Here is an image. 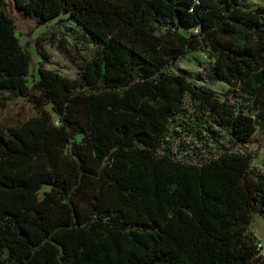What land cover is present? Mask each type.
Masks as SVG:
<instances>
[{
  "label": "trees",
  "instance_id": "trees-1",
  "mask_svg": "<svg viewBox=\"0 0 264 264\" xmlns=\"http://www.w3.org/2000/svg\"><path fill=\"white\" fill-rule=\"evenodd\" d=\"M14 3L38 22L64 12L96 45L74 76L46 67L37 46L28 83L32 57L0 0V88L35 110L0 124V264H264L248 227L264 219V173L241 147L264 127V6ZM196 47L209 54L206 77L235 86L229 95L179 64ZM177 116L191 140L173 147Z\"/></svg>",
  "mask_w": 264,
  "mask_h": 264
},
{
  "label": "rangeland",
  "instance_id": "rangeland-1",
  "mask_svg": "<svg viewBox=\"0 0 264 264\" xmlns=\"http://www.w3.org/2000/svg\"><path fill=\"white\" fill-rule=\"evenodd\" d=\"M247 7L256 5L264 6V0H241ZM5 8L16 22L15 33L19 42L29 51L32 57V64L29 67V73L26 77L30 83L37 76L36 66L41 60L37 46L43 49L49 60L44 63L46 67L53 68L59 72L74 76L78 73L79 67L92 54L95 48L94 40L76 24L68 18L64 12L45 21L38 22L35 16L26 14L18 8L14 0H4ZM195 29L189 28L187 30ZM210 60L206 48H192L187 54L180 58L179 64L188 69L192 80L202 86L209 87L220 97L229 95L235 86L223 80H212L205 75V65ZM0 95L5 97V103L0 107V124L10 125L16 123L27 116L35 113L32 104L18 91L9 88H0ZM184 104L188 111H192V105L188 97H184ZM256 115L255 111L251 112ZM54 120L55 117L52 114ZM184 128V122L179 116L172 122L169 138L172 140L173 147L184 146L191 140V133L182 135L180 130ZM251 151L249 160V170L251 172L264 173V127L258 125L250 139L241 144ZM43 189L47 186H42ZM260 243L258 250L264 252V219L254 213L248 225Z\"/></svg>",
  "mask_w": 264,
  "mask_h": 264
},
{
  "label": "built area",
  "instance_id": "built-area-1",
  "mask_svg": "<svg viewBox=\"0 0 264 264\" xmlns=\"http://www.w3.org/2000/svg\"><path fill=\"white\" fill-rule=\"evenodd\" d=\"M259 244H260V243L256 242V247H258V246H259Z\"/></svg>",
  "mask_w": 264,
  "mask_h": 264
}]
</instances>
